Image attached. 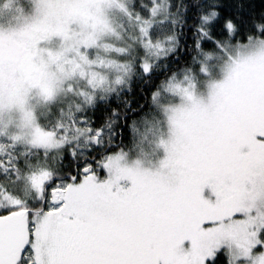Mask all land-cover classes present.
Wrapping results in <instances>:
<instances>
[{
  "label": "snow or ice",
  "instance_id": "obj_1",
  "mask_svg": "<svg viewBox=\"0 0 264 264\" xmlns=\"http://www.w3.org/2000/svg\"><path fill=\"white\" fill-rule=\"evenodd\" d=\"M0 264H264V0H0Z\"/></svg>",
  "mask_w": 264,
  "mask_h": 264
}]
</instances>
